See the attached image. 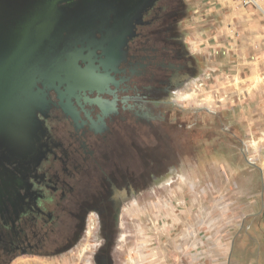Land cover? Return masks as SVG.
<instances>
[{"label": "flooded vegetation", "instance_id": "1", "mask_svg": "<svg viewBox=\"0 0 264 264\" xmlns=\"http://www.w3.org/2000/svg\"><path fill=\"white\" fill-rule=\"evenodd\" d=\"M181 2L58 4L60 47L75 68L38 83L44 103L25 151L1 160L0 264L88 252L104 264L97 257L109 229L120 234L125 206L186 167L172 144L176 95L206 58L183 44Z\"/></svg>", "mask_w": 264, "mask_h": 264}, {"label": "rangeland", "instance_id": "2", "mask_svg": "<svg viewBox=\"0 0 264 264\" xmlns=\"http://www.w3.org/2000/svg\"><path fill=\"white\" fill-rule=\"evenodd\" d=\"M180 7L176 25L187 52L193 45L202 54L208 51L206 60L198 63L195 80L176 95L172 144L176 159L184 158L186 167L181 161L174 173L158 178V186L156 178L154 188H144L125 206L120 234L109 229L97 260L166 264L174 259L173 236L187 232L192 223L211 235V254H216L213 244L225 237L224 264H264V97L254 94L264 85V63H255L258 69L243 63L239 72L232 49L241 32L234 16L252 6L239 0L224 6L218 0H182ZM258 13L264 20V11ZM221 35L227 50L219 48ZM216 48L217 56L212 52L210 59L209 50ZM199 55L193 54L197 62ZM188 207L197 214L195 221L181 220ZM174 208L180 225L170 231ZM147 253L148 259L139 262ZM81 257L26 254L9 264H94L91 252L83 261Z\"/></svg>", "mask_w": 264, "mask_h": 264}, {"label": "water", "instance_id": "3", "mask_svg": "<svg viewBox=\"0 0 264 264\" xmlns=\"http://www.w3.org/2000/svg\"><path fill=\"white\" fill-rule=\"evenodd\" d=\"M62 1L0 0V163L25 151L44 103L38 83L74 71L57 34Z\"/></svg>", "mask_w": 264, "mask_h": 264}, {"label": "crops", "instance_id": "4", "mask_svg": "<svg viewBox=\"0 0 264 264\" xmlns=\"http://www.w3.org/2000/svg\"><path fill=\"white\" fill-rule=\"evenodd\" d=\"M223 6L228 3V0H218ZM240 2V1H239ZM232 4L231 2H229ZM242 5V4H241ZM246 6V5H245ZM246 7L245 9H240V12H236L235 19H237V26L241 29L240 32V39L236 42V47H232L234 50L235 56H233V59L237 60V66L239 68V72L242 71V67H239V65H243V63H250L251 68L258 69L257 66H255V63L261 64L264 63V20L261 18V14L258 13L264 11V5L261 7L251 4ZM240 8V7H239ZM246 16H245V14ZM263 14V13H262ZM236 24V22H235ZM228 28V27H227ZM225 30L222 31L224 33ZM215 39L217 40V37L215 36ZM220 45L219 48L226 47V50L229 49L227 45L224 44L225 39L221 35L219 38ZM196 48V46H194ZM196 50H198L196 48ZM217 48L215 50H209L210 51V59L214 55L213 53H216L217 56ZM202 53L201 50H198ZM213 52V53H212ZM203 55L207 57L208 51L206 50L203 52ZM254 56L256 58L255 61H250L249 57ZM261 91H256L254 94L256 97L263 96L264 97V85L261 86ZM264 107V105H263ZM188 214L187 218L182 216L179 218V214L177 213V209L174 208L173 212L169 214V216L172 218L173 226L170 229H176L180 225V221L178 219L185 218V221H188L189 219L196 220L197 214L193 210V208L188 207ZM183 215V214H182ZM160 218V217H159ZM188 231L184 233V231L179 235L173 236V241L175 245V251H173L172 257L174 259H169V262H166V264H224V257L226 256V245H225V237H221L219 239L220 243L213 244L216 249V254H211V249L209 248V237L211 235L207 234L206 231L203 230L202 225L199 224H189ZM172 236V235H171ZM170 236V237H171ZM181 239L183 243H181ZM178 243V244H177ZM184 247V248H183ZM183 248V249H181ZM144 258H140L139 262H142L144 260L148 259V253L144 256ZM171 257V256H170ZM169 258V257H168ZM210 259V261H209ZM156 264V263H154ZM159 264H163V260L159 262Z\"/></svg>", "mask_w": 264, "mask_h": 264}, {"label": "built area", "instance_id": "5", "mask_svg": "<svg viewBox=\"0 0 264 264\" xmlns=\"http://www.w3.org/2000/svg\"><path fill=\"white\" fill-rule=\"evenodd\" d=\"M241 4L243 5H251V4H254V5H257L259 7L262 8V6L264 5V0H239ZM83 256L81 257L80 261H83L84 259H82Z\"/></svg>", "mask_w": 264, "mask_h": 264}]
</instances>
